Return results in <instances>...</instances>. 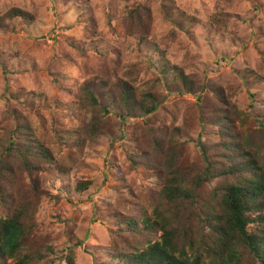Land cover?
<instances>
[{
    "label": "rangeland",
    "instance_id": "rangeland-1",
    "mask_svg": "<svg viewBox=\"0 0 264 264\" xmlns=\"http://www.w3.org/2000/svg\"><path fill=\"white\" fill-rule=\"evenodd\" d=\"M12 8L32 21L0 29V133L16 130L18 155L40 132L52 145L64 129L80 126L85 137L82 147L36 162V192L22 157L0 146V171L10 167L0 173V185L10 182L8 205L32 204L28 246H50L52 264H65L69 250L76 264H114L117 246L144 245L117 229L157 203L165 171L148 169L149 152L160 149L189 174L203 168L200 144L217 171L226 143L264 157V0H0V16ZM162 65L180 69L192 92L165 80ZM120 80L156 97V110L122 122L114 107L105 115L85 99L86 87ZM164 129L179 144L152 148L151 132ZM81 181L90 182L87 190H77ZM6 213L0 199V217Z\"/></svg>",
    "mask_w": 264,
    "mask_h": 264
},
{
    "label": "trees",
    "instance_id": "trees-1",
    "mask_svg": "<svg viewBox=\"0 0 264 264\" xmlns=\"http://www.w3.org/2000/svg\"><path fill=\"white\" fill-rule=\"evenodd\" d=\"M15 19L29 24L32 16L12 8L0 16V29H6L9 22ZM161 67L165 80L168 78L171 82L175 81L172 85L178 91L177 86L182 87L184 92H192V81L187 80L180 69L170 67L174 70L170 72L164 65ZM83 94L91 105L98 107L105 115L114 107L122 122L151 114L159 104L152 94L138 92L123 80L111 85H98L97 90L88 86ZM28 95L32 96L33 93ZM32 98L25 102H30ZM259 128L264 135V118L259 121ZM176 130L179 132V129ZM22 131L20 128V132ZM82 132L83 129L78 126L76 130L64 129L54 136L52 134L54 145L40 132V141L31 140L33 145L30 147L23 144L19 156L15 144L16 130L9 127L5 133H0V146L22 157L19 162L23 170L28 172L30 187L36 192L38 187L31 177L32 170L38 167L36 162H50L64 148L82 147L85 142V137L80 136ZM150 135L152 148H161L160 145L163 144H179L177 139H173V133L172 139L168 137L165 129L160 132L152 131ZM142 144L147 148V143ZM223 149L226 150V155L222 156L217 171L213 166L216 163L209 158L208 148L200 144L203 168L199 171L192 169V174L187 173L175 161L168 163L160 149L148 153V169L157 167L165 171L163 176H158L161 184L157 203L153 207L151 205L150 214L144 212L137 219L125 217L119 220L117 229L132 238L141 237L146 241L144 245L138 244L134 248L117 246V253L113 255L111 262L264 264V157L245 145L226 143ZM26 160H31L33 165L28 166ZM4 169L7 171L10 167L7 165ZM220 177L224 182L201 195L200 191L205 185ZM6 185L10 186V182ZM6 185H0V199L7 207V213L0 217V264H52L53 259H47L49 255H53L50 246L45 245L40 249L28 246L35 226V209L28 201L9 206L10 196L3 193ZM88 186L90 182L81 181L77 184V190H87ZM179 203L182 204V209L175 207ZM154 236H158V239H154ZM64 259L65 264H76L71 250Z\"/></svg>",
    "mask_w": 264,
    "mask_h": 264
}]
</instances>
